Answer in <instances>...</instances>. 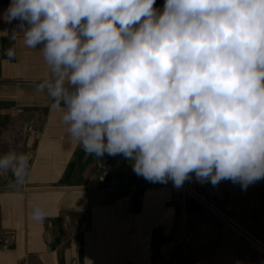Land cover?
Returning <instances> with one entry per match:
<instances>
[{
    "label": "clouds",
    "instance_id": "clouds-1",
    "mask_svg": "<svg viewBox=\"0 0 264 264\" xmlns=\"http://www.w3.org/2000/svg\"><path fill=\"white\" fill-rule=\"evenodd\" d=\"M155 5L10 0L3 20L40 54L35 90L86 154H122L137 176L177 189L264 180V0ZM31 159L0 153V175L23 185ZM45 216L32 206L34 221Z\"/></svg>",
    "mask_w": 264,
    "mask_h": 264
},
{
    "label": "crops",
    "instance_id": "crops-1",
    "mask_svg": "<svg viewBox=\"0 0 264 264\" xmlns=\"http://www.w3.org/2000/svg\"><path fill=\"white\" fill-rule=\"evenodd\" d=\"M9 3L0 0V32L7 31L0 35V153L30 152L32 159L23 185L11 173L0 175V232L13 233L7 247L0 237V264H149L156 248L165 252L172 245L187 198L200 202V194L187 181L179 189L171 181H146L122 154L105 153L106 179H93L98 158L69 142L49 99L35 90L46 68L38 51L13 33L18 22L3 20ZM163 4L156 0L155 6ZM222 182L248 203L250 222L263 230L264 180L247 189ZM33 205L46 210L42 222L32 219ZM244 219L243 227H251L250 217Z\"/></svg>",
    "mask_w": 264,
    "mask_h": 264
},
{
    "label": "rangeland",
    "instance_id": "rangeland-1",
    "mask_svg": "<svg viewBox=\"0 0 264 264\" xmlns=\"http://www.w3.org/2000/svg\"><path fill=\"white\" fill-rule=\"evenodd\" d=\"M187 183L200 194V202L187 198L188 211L172 232V245L165 252L156 248L149 264H264V229L250 222L253 214L247 212L248 203L242 204V196H233L224 182L213 186L193 178ZM259 208L251 204V209ZM255 215L258 218L259 212ZM246 217L251 227H243Z\"/></svg>",
    "mask_w": 264,
    "mask_h": 264
},
{
    "label": "built area",
    "instance_id": "built-area-1",
    "mask_svg": "<svg viewBox=\"0 0 264 264\" xmlns=\"http://www.w3.org/2000/svg\"><path fill=\"white\" fill-rule=\"evenodd\" d=\"M27 131L32 132V128L28 127ZM108 173V165L105 159H97L95 164V170L93 172L92 178L104 182ZM2 247H7L13 237L12 231L0 232Z\"/></svg>",
    "mask_w": 264,
    "mask_h": 264
}]
</instances>
